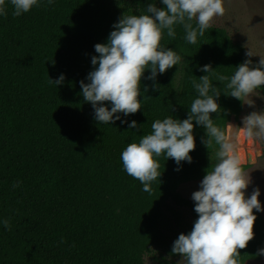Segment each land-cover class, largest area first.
Instances as JSON below:
<instances>
[{
  "label": "trees",
  "instance_id": "16d2710c",
  "mask_svg": "<svg viewBox=\"0 0 264 264\" xmlns=\"http://www.w3.org/2000/svg\"><path fill=\"white\" fill-rule=\"evenodd\" d=\"M148 2L55 0L17 17L5 0L6 14L0 16V219L9 226H0V264H145L146 256L158 264H176L172 242L187 234L197 218L194 202L177 189L202 179L215 163L217 145L201 143L203 127L194 124L192 162H181L180 171H174L173 160L161 155V175L150 193L124 172L120 153L148 134L153 120L187 117L195 95L192 76L206 74L197 65L210 64L216 74L231 76L245 59L258 61L222 28L210 26L188 44L176 26L175 38L164 36L161 44L182 60L154 82L141 78V91L149 86L147 98L126 118L137 128L119 121L98 124L78 81L92 70L91 56L98 55L93 45L106 42L123 13L138 15ZM156 6L163 7L159 0ZM60 74L61 85L48 83ZM210 79L221 92L219 110L210 118L224 129L228 117L240 113L243 99L226 96V81ZM260 94L264 97V86ZM253 214V239L238 249L241 264L261 259L244 256L264 246L263 219Z\"/></svg>",
  "mask_w": 264,
  "mask_h": 264
},
{
  "label": "clouds",
  "instance_id": "9594fccd",
  "mask_svg": "<svg viewBox=\"0 0 264 264\" xmlns=\"http://www.w3.org/2000/svg\"><path fill=\"white\" fill-rule=\"evenodd\" d=\"M12 15L20 16L41 3L53 5L55 0H8ZM163 7L156 6V0H149L138 15L123 13L111 27L105 43L93 45L98 55L91 56L92 70L84 80L78 81L83 101L90 104L93 119L98 124H127L136 129V121H127L129 114L141 109L144 93L149 86L141 78L155 81L157 74L178 65L182 57L176 50L161 44L164 36L174 39L176 26L183 30V39L195 44L211 26L214 17L223 16L224 0H159ZM5 0H0V16L6 14ZM246 55H252L247 52ZM260 58V57H259ZM231 76L215 73L210 64L196 66L205 75L192 76L194 98L187 109L185 119L167 115L151 123V131L139 136L138 142L127 144L120 153L122 168L126 174L138 180L142 191L151 192L152 182H158L161 175L158 158H171L180 171L181 162L191 163L189 153L194 149L193 127L202 126L204 136L200 138L206 147L215 143V163L205 171L198 190L191 193L193 211L197 218L187 234H179L172 242L171 255H179L177 264H241L238 249H244L253 239V223L256 213L264 211L258 200L260 191L253 188L245 195L250 180L243 170V161L238 155L234 137L217 126L210 114L217 113V100L221 92L213 86L210 77L226 81V96L239 101L258 96L264 86V59L257 64L245 59L232 68ZM147 76H144L145 72ZM64 75L60 74L48 83L61 85ZM86 81V82H85ZM155 90V83L152 85ZM141 97L140 100L137 97ZM107 102V104H105ZM123 117V118H122ZM242 127L236 129L242 138L254 147L264 142V109L252 111L241 118ZM251 161V155L248 156ZM19 187V181L11 185ZM0 226L7 230L9 222L0 219ZM248 257L264 259V246L257 248Z\"/></svg>",
  "mask_w": 264,
  "mask_h": 264
},
{
  "label": "rangeland",
  "instance_id": "374dc122",
  "mask_svg": "<svg viewBox=\"0 0 264 264\" xmlns=\"http://www.w3.org/2000/svg\"><path fill=\"white\" fill-rule=\"evenodd\" d=\"M223 7L225 9L223 16L214 17L211 26L224 29L234 43L241 45L245 54L249 52L250 58L259 61L264 59V0H224ZM260 57V58H259ZM252 106L250 99H243L241 111L238 115H231L225 123L224 131L226 134L234 137L238 145V155L246 154L248 157V149L251 151V162L246 164L247 157H243V165L247 166L244 172L249 175L250 183L244 190L245 195L251 193L253 188H258L260 196L258 200L264 209V142H260L258 147L252 146L242 138V133L238 127H242L241 118L252 111H260L264 109V97L256 93L252 94ZM214 156L211 158L213 162ZM200 180L191 181L180 185L177 192L185 199L191 200V193L198 190ZM255 211V210H254ZM263 219L264 211L258 213ZM154 256L158 257L157 252L153 251ZM180 257L173 259L177 264ZM145 264H158L151 256H146ZM182 264V262H181ZM245 264H264V259L250 260Z\"/></svg>",
  "mask_w": 264,
  "mask_h": 264
},
{
  "label": "water",
  "instance_id": "95a60500",
  "mask_svg": "<svg viewBox=\"0 0 264 264\" xmlns=\"http://www.w3.org/2000/svg\"><path fill=\"white\" fill-rule=\"evenodd\" d=\"M249 155H250V154H248V156H249ZM246 161H247L246 164L251 162L249 157H247ZM243 166H245V165H243Z\"/></svg>",
  "mask_w": 264,
  "mask_h": 264
}]
</instances>
